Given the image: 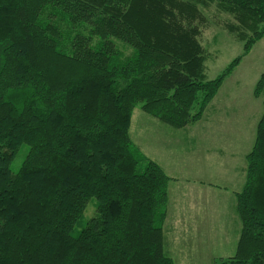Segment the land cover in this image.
I'll return each mask as SVG.
<instances>
[{
  "label": "trees",
  "instance_id": "16d2710c",
  "mask_svg": "<svg viewBox=\"0 0 264 264\" xmlns=\"http://www.w3.org/2000/svg\"><path fill=\"white\" fill-rule=\"evenodd\" d=\"M214 1L245 41L207 79L199 6ZM263 35L264 0H0V264H174L170 178L132 142V111L173 128L198 121ZM262 105L236 250L216 264H264Z\"/></svg>",
  "mask_w": 264,
  "mask_h": 264
},
{
  "label": "rangeland",
  "instance_id": "374dc122",
  "mask_svg": "<svg viewBox=\"0 0 264 264\" xmlns=\"http://www.w3.org/2000/svg\"><path fill=\"white\" fill-rule=\"evenodd\" d=\"M199 8L204 18L203 22H200L199 25V41L206 50L204 73L207 79H213L219 75L234 58L242 54L245 40L239 39L235 33L227 29L226 26L228 24H235L236 22L230 14L220 11L215 1L205 7L201 5ZM121 50L124 51L125 55L130 51L126 48H121ZM262 76L264 77V35L250 47L247 54L241 57L238 64L222 81L218 90L217 100H214V106L217 110L223 112L217 113L215 121L213 119L212 122L209 123L222 127L221 131L215 130L216 132L213 133L215 137L220 136L222 138V146L224 144L227 145L230 140L232 141L235 134H243V131L240 130L243 124H246L247 128L245 129L246 133H244L242 142H246L247 148L252 145L253 139L251 134L252 132L254 134V130H256L254 122L257 119L259 120L258 116L262 113L261 110H263V106L260 110V104L261 100L263 101L264 99V82H262L261 87L255 94L256 85ZM251 104L255 107L253 113L256 116L253 117L250 115L252 111L248 109ZM239 110L242 111L243 114H240ZM245 111L248 113H244ZM132 116L134 117L133 125H130L131 127L129 126V128H131L132 138L136 140V137H138L137 143L139 146L141 143L146 142V144H157V148L160 145L163 148L166 147L167 141L158 143L157 140L160 138L159 133L163 131L162 128H159L163 127V122L143 112L139 105L132 111L130 124ZM233 125L238 126L239 130L236 131L230 128V126L233 127ZM250 141L251 144L249 143ZM219 143V141L216 142V144ZM143 150H145L144 147ZM26 152L27 146H23L21 150L17 152L10 164L12 171L15 172L18 170ZM217 206L221 207V209L216 208V210L212 209L210 211V218L208 221H205L206 226H203L202 222L204 221L200 220L203 217L199 218V216H203L204 214L197 213L196 219H193L194 221H188L186 225L184 224L185 222L182 221L183 227H188L192 224L189 226V229L175 228L172 238L175 240L176 257H173V259L171 258L174 264H216L220 258H225L235 253L237 237H235L234 234L226 236L221 233L225 230L226 232L229 230L230 233L236 231V229L238 230L237 218L233 217L230 219V212H225L223 204L218 203ZM92 213L93 206L89 204L85 210L84 218H88ZM189 214H191V212H189ZM182 215V212L177 213L175 218H179ZM184 217H186V215ZM171 221L174 224L175 220ZM181 230L184 231L183 236L181 235ZM215 230L221 233H219L216 238L210 237L209 234L211 235V231L214 232ZM190 236L198 238V241L196 242V239H194V241L190 243L187 241V239H191ZM213 240L215 244L212 245L213 248L210 249L211 247L209 244Z\"/></svg>",
  "mask_w": 264,
  "mask_h": 264
},
{
  "label": "crops",
  "instance_id": "0c3cea01",
  "mask_svg": "<svg viewBox=\"0 0 264 264\" xmlns=\"http://www.w3.org/2000/svg\"><path fill=\"white\" fill-rule=\"evenodd\" d=\"M217 95L218 91L198 121L182 128H172L166 124H162L163 127L159 128H162L163 131L159 133L160 138L157 140L158 143L167 141L166 147L164 148L161 145L157 148V144H146V142L141 143L139 146L137 143L138 137L134 140L132 138L131 128H129V135L132 142L145 156L156 161L170 178L167 185L168 203L166 218L163 222V232L165 237L164 247L172 259L176 257L175 240L172 238L175 228L189 229V226L192 224L188 227H183L182 221L186 225V222L196 219L197 213L204 214L203 216H199V218L203 217L200 220L204 221L202 225L206 226L205 221L209 220L210 211L212 209L216 210V208L221 209V207L217 206L218 203L224 205L223 209L226 213L230 212V219L233 217L237 218L238 230L235 225L236 231L230 233L229 230L227 232L225 230L223 231L224 233H221L215 230L214 232L211 231V235L209 234V236L216 238L219 233L226 236L234 234L237 239L239 236L240 223L235 209L236 193L240 192L244 185L246 155L253 146L256 130H254V134L253 132L251 134L253 143L248 148L246 147V142H242L244 133H246V124L240 127V130L243 131L242 135L240 131V134L233 136L232 141L230 140L227 145L224 144L222 146V138L220 136L215 137L213 134L216 132L215 130L221 131L222 127L209 123L213 119L215 121L217 113L223 112L217 110L214 106V100H217ZM262 106L261 100L260 110ZM248 109L252 111V114H250L252 117L256 116L253 113L255 107L252 104ZM239 112L243 114L242 111L239 110ZM244 113L248 112L245 111ZM260 116L261 114L258 118ZM133 118L132 116L131 126L133 125ZM257 123L258 119L254 122V125L257 126ZM230 128L236 131L239 130V127L235 125L233 127L230 126ZM217 141L220 143L216 144ZM249 143L251 144V141ZM143 147L145 150H143ZM181 212L183 215L179 217L180 219L178 217L175 218L176 214ZM184 213L188 218L184 217ZM171 220H175L174 224ZM183 232L181 230L182 236L184 234ZM190 237V240L187 239L190 243L194 239H196V242L198 241V238ZM214 244V240L210 242V249L213 248L212 245Z\"/></svg>",
  "mask_w": 264,
  "mask_h": 264
}]
</instances>
